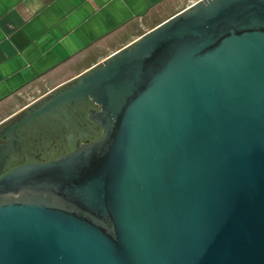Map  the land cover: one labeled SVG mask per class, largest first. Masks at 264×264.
I'll return each mask as SVG.
<instances>
[{
  "label": "water",
  "instance_id": "water-1",
  "mask_svg": "<svg viewBox=\"0 0 264 264\" xmlns=\"http://www.w3.org/2000/svg\"><path fill=\"white\" fill-rule=\"evenodd\" d=\"M52 94L0 135V264H264V0L200 1Z\"/></svg>",
  "mask_w": 264,
  "mask_h": 264
},
{
  "label": "crops",
  "instance_id": "crops-1",
  "mask_svg": "<svg viewBox=\"0 0 264 264\" xmlns=\"http://www.w3.org/2000/svg\"><path fill=\"white\" fill-rule=\"evenodd\" d=\"M200 0H0V125Z\"/></svg>",
  "mask_w": 264,
  "mask_h": 264
},
{
  "label": "flooded vegetation",
  "instance_id": "flooded-vegetation-1",
  "mask_svg": "<svg viewBox=\"0 0 264 264\" xmlns=\"http://www.w3.org/2000/svg\"><path fill=\"white\" fill-rule=\"evenodd\" d=\"M52 95L53 94L51 93V94H47V95L43 94V95H39V96L35 97L33 99L32 104L30 105V108H28L27 110H25L22 113H20L18 116L13 118L10 122L5 123L3 125H0V135L2 133H4L5 131L15 127L17 123L23 121L24 119H26V118L32 116L34 113L38 112L39 111V107H42V105H44L48 100H50ZM99 128L101 129L102 136H103L104 129H102L100 126H99ZM61 158H63V157H61Z\"/></svg>",
  "mask_w": 264,
  "mask_h": 264
},
{
  "label": "built area",
  "instance_id": "built-area-1",
  "mask_svg": "<svg viewBox=\"0 0 264 264\" xmlns=\"http://www.w3.org/2000/svg\"><path fill=\"white\" fill-rule=\"evenodd\" d=\"M200 1H203V0H200ZM200 1H198V2H200ZM198 2H196V3H198ZM196 3L192 4V5L189 7V9L192 8Z\"/></svg>",
  "mask_w": 264,
  "mask_h": 264
}]
</instances>
